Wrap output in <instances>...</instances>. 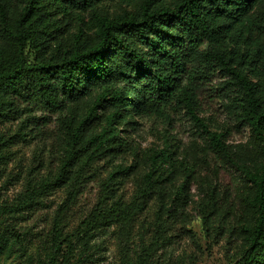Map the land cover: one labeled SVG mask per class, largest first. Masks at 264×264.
<instances>
[{"label":"trees","instance_id":"1","mask_svg":"<svg viewBox=\"0 0 264 264\" xmlns=\"http://www.w3.org/2000/svg\"><path fill=\"white\" fill-rule=\"evenodd\" d=\"M49 116L52 164L23 174L14 148ZM194 220L226 264H264V0H0V264H99L109 243L115 264H190L171 248Z\"/></svg>","mask_w":264,"mask_h":264},{"label":"rangeland","instance_id":"2","mask_svg":"<svg viewBox=\"0 0 264 264\" xmlns=\"http://www.w3.org/2000/svg\"><path fill=\"white\" fill-rule=\"evenodd\" d=\"M206 99V98H204ZM201 98L203 110H205V117L212 116L217 122L226 123L219 101L217 98H210L204 100ZM176 131L181 139H185L191 132V128L187 122L180 121L175 124ZM15 124L9 129L14 130ZM42 132H34L27 136L24 143H19L14 149H17L16 158L22 161L23 174L25 172L35 173L39 165L50 164L54 157V143L56 125L53 116H49L48 124L42 128ZM246 134L244 132H231L229 135V142L236 144L245 142ZM153 140L149 137L141 140L143 147L151 145ZM52 164V163H51ZM12 164H10L11 166ZM220 182L223 185L230 184V174L221 172L219 175ZM95 183V182H94ZM91 183L85 187L79 196L77 205L75 206V215L73 222L76 221V216L88 210L94 203L97 193V187ZM19 189V185H12L8 188L10 195ZM193 192V189H191ZM62 193L58 192L56 196L51 197L53 203L48 209L43 210L44 216L37 218L36 225L38 229H46L48 220L52 216L56 203L60 202ZM189 233H182L177 241V244L171 248L173 254V262L177 258L185 259L190 264H226L225 246L223 240H218L217 244H212L207 240L201 228L199 220H194L187 228ZM108 243V242H107ZM116 249L113 243H109L107 250L104 253L105 258L99 264H115ZM172 262V263H173Z\"/></svg>","mask_w":264,"mask_h":264}]
</instances>
